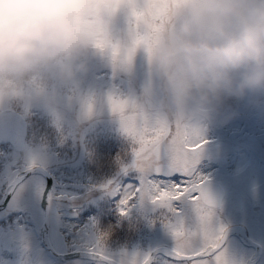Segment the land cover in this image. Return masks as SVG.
Returning a JSON list of instances; mask_svg holds the SVG:
<instances>
[{"label": "clouds", "instance_id": "1", "mask_svg": "<svg viewBox=\"0 0 264 264\" xmlns=\"http://www.w3.org/2000/svg\"><path fill=\"white\" fill-rule=\"evenodd\" d=\"M141 54L148 84L130 118L201 132L233 119V102L264 108V0H0V104L67 98L91 120L81 86L92 63L126 75ZM138 152L128 141L120 167L147 173L154 162Z\"/></svg>", "mask_w": 264, "mask_h": 264}, {"label": "rangeland", "instance_id": "2", "mask_svg": "<svg viewBox=\"0 0 264 264\" xmlns=\"http://www.w3.org/2000/svg\"><path fill=\"white\" fill-rule=\"evenodd\" d=\"M112 72L107 61L98 58L81 92L103 95L113 83ZM147 84V64L141 54L126 75H119V85L122 91L138 92ZM5 109L23 115L29 134L23 152L10 145L0 148V203L24 171L37 165L48 169L54 178L49 239L57 252H95L102 235L107 237L103 255L117 263L122 253L126 259L136 254L143 261L157 247H175L172 235L157 219L159 209L151 202L137 201L127 216L120 214L119 199L108 185L113 180H127L118 177V158L127 151L128 140L106 106L98 108L88 121L80 120L79 106L67 98L39 97L23 108L0 104V113ZM231 110L236 113L233 119L200 132L205 143L197 172L226 189L222 207L214 210V223L225 228L245 225L248 237L263 248L258 264H264V164L258 167L264 162V108L245 100L233 102ZM233 133L236 138L231 137ZM217 157H227L228 161L220 166L214 161ZM46 184L41 175L26 178L6 209L0 211V264H100L78 260L60 263L42 246L41 204ZM225 247L232 264H247L255 255L254 249L237 238H231ZM153 264L172 262L159 256Z\"/></svg>", "mask_w": 264, "mask_h": 264}, {"label": "snow or ice", "instance_id": "3", "mask_svg": "<svg viewBox=\"0 0 264 264\" xmlns=\"http://www.w3.org/2000/svg\"><path fill=\"white\" fill-rule=\"evenodd\" d=\"M133 62L130 61L131 67ZM111 80L110 89L103 95H86L84 107L91 106L95 115L98 108L106 106L118 120L121 133L139 149L136 154L150 155L154 162L147 173L131 171V165L122 166L118 177H127V180L109 182L112 195L119 199L120 214L128 213L137 201L147 200L159 209V222L174 241L181 234L191 237L196 243L187 249L175 243L168 254L172 264H232L225 247L227 228L214 223L215 205L205 187L207 177L197 172L199 154L205 143L201 133L197 130L169 131L153 122L147 113L135 119L128 117L124 108L134 102L136 92L122 91L119 75L115 72ZM94 251L103 257L102 236ZM121 256L119 264H150L151 259L146 256L140 261L136 254L130 260L124 258V253Z\"/></svg>", "mask_w": 264, "mask_h": 264}, {"label": "water", "instance_id": "4", "mask_svg": "<svg viewBox=\"0 0 264 264\" xmlns=\"http://www.w3.org/2000/svg\"><path fill=\"white\" fill-rule=\"evenodd\" d=\"M26 136H27V124H26L25 120L20 115L14 113V112H11V111H5L1 114V116H0V145L4 144V143H11L14 145V147L18 151H21L25 148ZM37 172L44 174L48 180V187L46 189L44 202H43V206H44V209L46 211L45 227L43 229V240H44L45 247L47 249H49V251H51L56 257H58L62 260H65V261L69 260V259L83 258V259H95V260H99V261L111 264V262H112L111 260H108L104 257H101V256L96 255V254H91V253L80 252V253H74V254H70V255H64V256L61 255L60 256V255H57L53 251V249L50 247V244L48 241V222H49L48 195L52 189L53 180H52L51 176L49 175V173L41 167H36V168L30 169L24 173L23 177H19L16 179V181L14 182L12 191L7 195V199L4 203V205L0 206V210L6 206L8 200L10 199L12 194L14 193L17 186L23 180H25L27 177H29L30 175L37 173ZM205 187H206L208 195L210 196V198L214 202L215 207H219L221 205V201L224 197V190L222 189V187L219 184H214V183H206ZM230 234H237L239 236H244L245 235V229L243 227H233V228L228 229L226 240ZM254 247L258 248L256 245H254ZM170 252L171 251L166 250V249H160L153 254V256L150 259V262L153 259V257L157 254H163L169 258L168 254ZM252 264H255V263H252Z\"/></svg>", "mask_w": 264, "mask_h": 264}]
</instances>
